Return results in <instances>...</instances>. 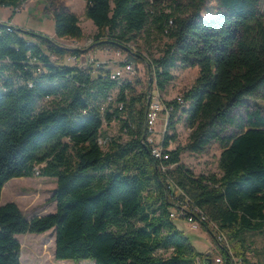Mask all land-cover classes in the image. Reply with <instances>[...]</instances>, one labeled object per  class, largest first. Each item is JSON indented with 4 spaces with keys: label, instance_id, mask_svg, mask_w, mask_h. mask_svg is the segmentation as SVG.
I'll use <instances>...</instances> for the list:
<instances>
[{
    "label": "trees",
    "instance_id": "1",
    "mask_svg": "<svg viewBox=\"0 0 264 264\" xmlns=\"http://www.w3.org/2000/svg\"><path fill=\"white\" fill-rule=\"evenodd\" d=\"M25 0H0L20 7ZM52 8L58 38L82 37L77 15L58 0ZM85 16L97 28V46L124 47L154 28L171 41L150 62L154 89L163 90L176 65L197 67L191 86L164 101L168 118L180 111L191 129L185 145L167 149L161 172L148 141L149 93L134 94L130 80L100 68L68 65L75 48L0 23V198L4 184L35 172L54 177L53 212L27 218L12 201L0 204V264H20L17 234L54 228V258L94 264H191L202 259L170 217L175 200L189 198L244 257L246 232L264 235V14L259 0H85ZM213 2L214 4L210 5ZM149 26V27H148ZM131 61L122 65L130 64ZM118 88L116 105L103 102ZM49 98L51 105L40 101ZM242 106L245 112L237 116ZM164 112V110H162ZM119 121L128 140L99 144L103 120ZM219 144L220 176L195 175L180 154ZM170 184L172 187H170ZM182 194H176L175 189ZM200 226L216 242L212 230ZM219 243V242H218ZM225 264H232L228 248ZM169 251L168 256L159 255ZM264 263V248L260 252ZM204 264H207L204 261Z\"/></svg>",
    "mask_w": 264,
    "mask_h": 264
},
{
    "label": "rangeland",
    "instance_id": "2",
    "mask_svg": "<svg viewBox=\"0 0 264 264\" xmlns=\"http://www.w3.org/2000/svg\"><path fill=\"white\" fill-rule=\"evenodd\" d=\"M58 4L65 6L69 11L75 13L79 18V24L82 29V37L75 38H58L54 31V20L52 16V8L48 5L47 0H25L19 7L14 10L12 7L0 6V21L7 22L10 25L20 28L25 33L24 37L34 40L33 34H41L52 38L59 45L66 48H75L80 52L77 61L69 59L72 55H66L61 60L68 65H76L90 70L92 76L97 74L100 68L109 70L110 73L115 72L123 67V63L131 61L132 71L124 73L120 78L130 80L134 87V94L149 93L152 97L158 93L162 102L173 100L176 96L182 94L194 82L198 74L197 67H185L176 65L172 70L173 78L163 90H155L152 81V67L150 62L154 58L162 55L163 50L171 40L164 34L159 33L154 28L141 33L135 39L123 44L121 48H111L97 46L95 37L97 28L92 21L85 16V0H58ZM214 4L213 2L210 5ZM259 8L264 14V0H259ZM149 27V26H148ZM118 88H114L107 99L103 102V110L109 105H116ZM252 108V103L256 102L264 107V100L246 99ZM41 104L51 105L49 98L40 101ZM242 106L236 110L237 116H242L245 112ZM191 129L185 124L184 116L177 111L173 116L160 111L155 121L152 131L148 135V141L153 145L161 143L163 133L171 137L167 147L169 150L175 149L177 146H183L188 140ZM99 144L105 150L110 140L116 139L120 142L128 140L127 135L120 130L119 121L113 118L109 122L103 120L102 127L99 131ZM221 148L218 143L212 142L202 153L194 154L184 151L180 154V163L191 170L193 174L220 176L221 170L218 167V158ZM56 187L54 177H46L35 172L31 177H14L9 179L3 186L1 191L0 204L8 201L14 202L22 213L27 217L34 215H43L55 210V202L50 199ZM174 224L188 238L189 243L193 247V251L204 254L201 256L203 260L210 259L211 263L217 257H222V264H225L227 257L222 247V243H218L215 239L201 226L192 229L190 224L183 216L177 215L173 219ZM212 230V229H211ZM54 228L42 233H24L17 234L20 242V264H94L93 260L82 259L58 260L54 258V239L51 232ZM213 232V230H212ZM226 237V244L231 256L232 264H246L240 258H237L235 252L237 246ZM245 248L244 257L247 264H264L260 252L264 248V235L258 233L246 232L244 234ZM208 254V255H205ZM159 255L168 256L169 251H160ZM195 256H186L182 262L189 261L195 263ZM206 261V260H205Z\"/></svg>",
    "mask_w": 264,
    "mask_h": 264
},
{
    "label": "built area",
    "instance_id": "3",
    "mask_svg": "<svg viewBox=\"0 0 264 264\" xmlns=\"http://www.w3.org/2000/svg\"><path fill=\"white\" fill-rule=\"evenodd\" d=\"M21 8V7H20ZM16 10H19L17 8ZM0 23H6L8 28H16L13 25H10L7 22H1ZM76 56L72 55L69 59H72L74 61H77ZM131 64H125L121 69L116 70L115 72L111 73V78H120L124 75V73H130L132 71ZM178 101H181L178 96H176ZM164 110V112L168 115L166 107L163 105V102L160 99V96L158 93L154 94L152 97L150 96L149 104L147 107V113H146V123L149 132L152 131V127L155 123V121L158 118V114L160 111ZM150 153L152 157L158 162V166L161 172H166L167 168H169L168 165L165 164V161L169 159V153L161 144L153 145L150 149ZM170 187L172 185L170 184ZM176 194H182L179 189H175L174 191ZM175 210L171 212L170 217L172 219L176 218L177 215L183 216L186 221L190 224V227L192 229H196L200 227V224L205 222L210 229L213 230V234L216 237L217 241L219 243H222L223 245L227 246L226 244V237L225 234H223L220 230H218L215 223L208 220L204 212L201 210L200 207L196 205H191L189 198L185 197L182 200H175ZM204 260L197 258L196 263L197 264H204ZM222 257H217L214 259V264H222ZM211 263V261H210Z\"/></svg>",
    "mask_w": 264,
    "mask_h": 264
},
{
    "label": "water",
    "instance_id": "4",
    "mask_svg": "<svg viewBox=\"0 0 264 264\" xmlns=\"http://www.w3.org/2000/svg\"><path fill=\"white\" fill-rule=\"evenodd\" d=\"M16 29L20 30V31H24V30H22L20 28H16ZM149 100H150V96H148L147 107H148V104H149ZM146 113H147V108H146ZM205 255H208V254H205ZM205 260H206L207 264H210V259H208L207 256H206Z\"/></svg>",
    "mask_w": 264,
    "mask_h": 264
},
{
    "label": "crops",
    "instance_id": "5",
    "mask_svg": "<svg viewBox=\"0 0 264 264\" xmlns=\"http://www.w3.org/2000/svg\"><path fill=\"white\" fill-rule=\"evenodd\" d=\"M51 235H52V237H53V239H54V231L51 232ZM15 236H16V238H17V235H15Z\"/></svg>",
    "mask_w": 264,
    "mask_h": 264
}]
</instances>
